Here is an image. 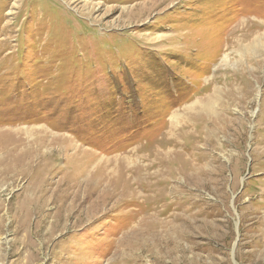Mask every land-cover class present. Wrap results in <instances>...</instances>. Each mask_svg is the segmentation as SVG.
<instances>
[{
  "label": "rangeland",
  "instance_id": "374dc122",
  "mask_svg": "<svg viewBox=\"0 0 264 264\" xmlns=\"http://www.w3.org/2000/svg\"><path fill=\"white\" fill-rule=\"evenodd\" d=\"M0 264H264V0H0Z\"/></svg>",
  "mask_w": 264,
  "mask_h": 264
},
{
  "label": "bare ground",
  "instance_id": "6f19581e",
  "mask_svg": "<svg viewBox=\"0 0 264 264\" xmlns=\"http://www.w3.org/2000/svg\"><path fill=\"white\" fill-rule=\"evenodd\" d=\"M183 127V126H182ZM174 133V132H173ZM169 141V140H168ZM185 141V140H184ZM188 141V140H187ZM173 142V141H172ZM175 144H177V143H175ZM176 146V145H175ZM157 158V157H156ZM191 166V165H190ZM195 169V168H194ZM192 171V170H191ZM195 171V170H194ZM169 172H170V174H178L179 176H184V177H187V170H185V166H183V167H179V168H177L176 169V166H174V167H172V168H170L169 169ZM191 173V172H190ZM197 174V173H196ZM156 194V193H155ZM148 198V197H147ZM68 212V211H67ZM63 220V219H62Z\"/></svg>",
  "mask_w": 264,
  "mask_h": 264
}]
</instances>
